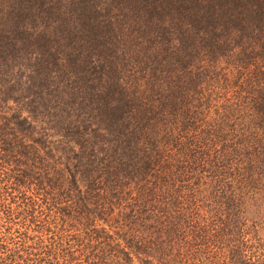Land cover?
<instances>
[{
	"label": "trees",
	"instance_id": "16d2710c",
	"mask_svg": "<svg viewBox=\"0 0 264 264\" xmlns=\"http://www.w3.org/2000/svg\"><path fill=\"white\" fill-rule=\"evenodd\" d=\"M261 140L264 0H0V264H264Z\"/></svg>",
	"mask_w": 264,
	"mask_h": 264
},
{
	"label": "rangeland",
	"instance_id": "374dc122",
	"mask_svg": "<svg viewBox=\"0 0 264 264\" xmlns=\"http://www.w3.org/2000/svg\"><path fill=\"white\" fill-rule=\"evenodd\" d=\"M225 62L226 61L223 60L220 63H218V67L226 68ZM51 70L52 72L54 71L53 68H51ZM70 85H80V84H78V82L77 84H72L70 81ZM28 86L29 87H26V90H24V92L26 93L31 92L29 94L36 99V102L39 104L41 110H45L44 112L49 111L48 109H63L66 111L65 114L68 115L67 118L69 119V124L73 125L76 124L77 122H84L85 116L83 115V113L84 111L89 110V105L83 106L80 109V111H77L78 109L76 108L78 107L77 106L78 98H76L75 95H72V91H71L72 86L68 85V87H64L60 85V89L58 92L55 91L51 92L53 90L43 87L37 79H35L32 82V84L29 83ZM82 96L83 94L80 95V97ZM58 101L59 103H57L56 105L53 104L54 102H58ZM208 101L209 104L211 105V111H212L216 104H220L221 99L220 100L217 99V96L214 97L210 96L208 98ZM52 104L55 105V108L53 107ZM49 114L52 115L53 111H50ZM210 117H213L212 113L210 114ZM260 142H261L260 144L257 143L255 145L258 150L257 156H251L252 159L250 163L252 164V168L251 170L247 171L251 173L259 172L260 175V177H258L259 175L257 176L258 178H260V180L258 181H253L257 177L251 176L250 183L248 184L253 188L254 183L256 184L260 183V190L258 189L260 192L259 193L260 196H257V199L251 201L252 205L251 207H249V211L244 213L245 217H247L248 219L247 223L249 229L252 230V233L251 232L247 233L246 236V239H248L247 244L249 245V252H253L255 250L254 247L256 246V244H260L264 248V140H261ZM238 169L241 168L237 167V170L229 168L227 172H238V173L242 172V170H238ZM254 226H256V228H259V226L261 227V230H259L258 235L256 237L254 236L255 233H253V231L255 230Z\"/></svg>",
	"mask_w": 264,
	"mask_h": 264
}]
</instances>
